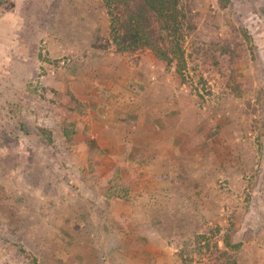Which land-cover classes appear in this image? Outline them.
Here are the masks:
<instances>
[{"label":"rangeland","instance_id":"1","mask_svg":"<svg viewBox=\"0 0 264 264\" xmlns=\"http://www.w3.org/2000/svg\"><path fill=\"white\" fill-rule=\"evenodd\" d=\"M196 5L167 65L0 0V264H264V0Z\"/></svg>","mask_w":264,"mask_h":264},{"label":"trees","instance_id":"2","mask_svg":"<svg viewBox=\"0 0 264 264\" xmlns=\"http://www.w3.org/2000/svg\"><path fill=\"white\" fill-rule=\"evenodd\" d=\"M196 2L101 0L107 18V32L103 37L106 49L113 45L122 53L148 50L159 62L167 65L175 59L179 62L185 54V38L193 30L191 22L198 17V13H194ZM215 247L218 256L205 262L198 259V264H239L229 251Z\"/></svg>","mask_w":264,"mask_h":264}]
</instances>
